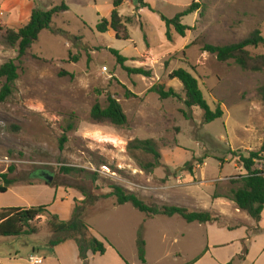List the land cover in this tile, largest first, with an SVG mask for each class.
I'll return each mask as SVG.
<instances>
[{
  "label": "rangeland",
  "instance_id": "obj_1",
  "mask_svg": "<svg viewBox=\"0 0 264 264\" xmlns=\"http://www.w3.org/2000/svg\"><path fill=\"white\" fill-rule=\"evenodd\" d=\"M144 1L154 13L139 9L137 0H125L119 9L129 22L126 41L116 39L112 31H96L99 14H106L113 0H0V66L8 61L19 65L13 95L0 103V173L13 169L9 177L14 180L0 195V209L50 205L49 212L64 221L71 220L76 206L84 209V234L110 246L104 256L96 255L88 264H121L118 254L123 264H143L139 241L145 242L146 264H192L206 250L203 224L191 227L179 216H148L130 204L118 206L110 195L113 185L148 204L163 206L171 198L166 189L169 178L190 174L191 167L195 185L183 190L199 196L201 209H210L215 192L225 194L230 181L246 174L239 155L248 158L251 152L259 153L254 169L264 170V102L257 95L264 73L243 71L232 61L221 63L202 51L205 44L239 43L256 30L264 37V0ZM62 3L70 11L54 18L51 30L40 34L19 63L17 49L4 43L2 32L26 26L35 9L47 11ZM193 3L200 9L182 19L190 31L182 38L172 29L168 41L161 17L173 19ZM113 50L127 58L124 66ZM248 51L254 57L264 55L263 46ZM125 68H143L152 77L131 75ZM178 69L197 79L210 109L219 108L222 118L206 123L199 108L186 107L182 84L169 79ZM155 86L173 89L178 98L161 100L151 91ZM109 97L122 106L126 126L91 119L94 105H106ZM135 139L157 144L162 158L153 174L141 171L128 155L127 146ZM64 167L83 169L89 175L65 174ZM51 189H59L62 201L69 203L52 204ZM225 209L243 218L235 204ZM211 214L219 227L235 223ZM32 226L36 235L9 239L4 251L30 240L47 245L54 239L47 214ZM27 257L22 253L12 264H28ZM241 261L236 258L233 264Z\"/></svg>",
  "mask_w": 264,
  "mask_h": 264
},
{
  "label": "trees",
  "instance_id": "obj_2",
  "mask_svg": "<svg viewBox=\"0 0 264 264\" xmlns=\"http://www.w3.org/2000/svg\"><path fill=\"white\" fill-rule=\"evenodd\" d=\"M124 2L125 0H113V10L110 14V18L102 19L97 24L96 31L98 33L105 34L112 31L116 39L126 41L130 39L126 28L129 22H125L124 18L119 13V9ZM137 2L139 9H147L154 13L152 7L144 0H137ZM199 9V4L193 3L188 9L177 14L173 19L161 17L165 25V36L167 40L171 41L172 29L177 35L185 38L190 28L182 24V19L197 12ZM66 11H68V7L65 3L47 11L35 9L32 11L29 23L26 26L17 31L6 29L2 32L4 43L11 48L17 49V60L19 63L27 55L28 51L31 50L33 45L38 42L40 34L45 30H51L54 18L62 15ZM127 21H130V19H127ZM260 46L264 47V37H262L259 30H256L239 43L225 46L205 44L202 51L215 56L221 63L232 61L243 71L264 73V55L254 57L248 51L249 48H258ZM112 53L117 57L120 65L124 66L128 61L127 58L120 56L117 51L113 50ZM125 70L131 75H141L148 78L152 77V72L145 71L143 68H125ZM18 77L19 65L16 64V62L8 61L0 66V81H3L0 88V103H4L12 97L15 90V82ZM169 79L178 80L182 84L185 93L186 107L188 109L199 108L203 113L204 122L211 123L223 117V112L219 108L216 109L215 112H212L200 90L197 79L189 72L183 69L175 70L169 74ZM151 91L157 93L161 100L178 98L177 93L173 89L165 91L162 87L155 86ZM257 95L264 102V85L257 89ZM90 116L94 122L99 124L109 123L116 127H124L127 124V116L122 106L112 97L107 99L106 105L97 102L92 108ZM72 128V126H69L68 131L72 130ZM66 141L67 138L63 136L61 143H65ZM127 152L130 158L136 162L139 169L146 174H153L161 165L162 156L157 144L153 140H132L127 146ZM142 157L147 158V160L149 158L150 161L146 162ZM257 159H259V153L251 152L248 158L239 155V160L246 174L238 177L236 180L230 181V189L225 194L221 195L215 193L213 198H224L231 201L240 211L246 213L256 224H259L264 211V177L262 176L264 171L254 169ZM188 171L192 174L191 167ZM61 172L65 174L84 173L89 175L87 171L79 168L64 167L61 169ZM11 173H13V169L8 170L7 174L0 173V195L6 194L13 186L14 180L9 177ZM92 180H97L96 174H93ZM47 185L50 186V184ZM111 189L112 192L110 195L115 197L118 206L130 204L136 210L148 216H166L168 218L179 216L189 224L218 222V218L213 217L209 212H190L188 209L182 207L151 205L146 203L134 192L128 191L121 186L113 185ZM86 198L88 199L89 197L85 196V199ZM93 203V200L90 201V206H92ZM83 210L84 209L79 208V206H76L71 220L62 221L58 215L51 214L49 212V206L45 205L32 207L30 209L20 207L2 208L0 209V238H17L36 235L38 230L32 226V223L47 214L48 227L52 235H54V239L50 240L47 246L55 248L68 240H73L78 246L81 261L83 264H88L90 254L104 256L107 249L104 243L94 237L84 234L83 230H86L87 226L83 222ZM246 253L245 250L242 256H237L236 258L243 260ZM138 257L143 264H146L144 241L138 242ZM236 258L231 260L228 264H233Z\"/></svg>",
  "mask_w": 264,
  "mask_h": 264
},
{
  "label": "crops",
  "instance_id": "obj_3",
  "mask_svg": "<svg viewBox=\"0 0 264 264\" xmlns=\"http://www.w3.org/2000/svg\"><path fill=\"white\" fill-rule=\"evenodd\" d=\"M67 7L68 11L64 12L63 14L70 11V7L68 5ZM112 10L113 3L112 8H110L106 14H99L100 20L97 21V23H99L102 19H109ZM179 174L180 173H178L176 177L171 176L169 178L170 182H168L166 189L167 193H170L171 198L170 201L165 205L186 208L190 212L206 211L209 213H216L226 218L228 221L235 222L234 225H229L226 227H219L216 222L203 224L206 229V250L204 252V256L200 257L192 264H205L207 262L228 264L237 256H242V253L245 250L247 253L244 255V259L242 261L240 260L242 264H264V211L262 213L261 221L259 224H256L246 213L242 211L240 212L241 216L243 217L242 219L230 214L225 208L229 210L231 205H234V203L224 198H211L213 202L212 207H210V209H201L199 196L188 190H183L184 188L195 185L196 172L194 171L195 175ZM58 190L59 189L52 190V204L56 203L58 205L59 203L64 202L69 203L68 201H62L64 199V195H60ZM215 205L217 206L214 207ZM244 214L249 218H247ZM168 219H173V217ZM62 220L64 221V219ZM66 220L67 219H65V221ZM194 224L195 223H188L187 225L193 227ZM9 239L11 241H15V238H6V240L0 241V264H12V260L21 256L22 253L23 255L26 254L27 256L35 253L43 257V264H83L79 257L78 246L73 240H68L55 248H50L45 244H35L30 240V242H25V244L21 247H12L14 248L13 250L4 251V247H6L9 243L8 241H10ZM11 244H13V242ZM193 246H195V242L193 243ZM109 248L110 246H107V251ZM226 249L231 250V252L227 253ZM10 252H14V256L12 258H10ZM180 256L181 255L179 254L175 257ZM95 258L96 255L90 254L89 261L94 260ZM117 259L119 262L121 261V264H123L122 260H120L121 258L119 254Z\"/></svg>",
  "mask_w": 264,
  "mask_h": 264
},
{
  "label": "built area",
  "instance_id": "obj_4",
  "mask_svg": "<svg viewBox=\"0 0 264 264\" xmlns=\"http://www.w3.org/2000/svg\"><path fill=\"white\" fill-rule=\"evenodd\" d=\"M260 171H264L263 169H259ZM262 176L264 177V173L262 174ZM27 263L28 264H43L44 263V258L32 253L27 257Z\"/></svg>",
  "mask_w": 264,
  "mask_h": 264
},
{
  "label": "water",
  "instance_id": "obj_5",
  "mask_svg": "<svg viewBox=\"0 0 264 264\" xmlns=\"http://www.w3.org/2000/svg\"><path fill=\"white\" fill-rule=\"evenodd\" d=\"M46 180H47L48 183L52 182V178L51 177L50 178L47 177Z\"/></svg>",
  "mask_w": 264,
  "mask_h": 264
}]
</instances>
